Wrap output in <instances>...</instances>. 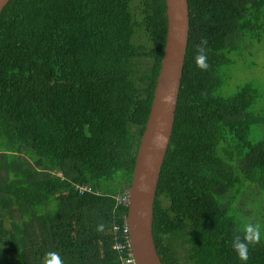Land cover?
I'll use <instances>...</instances> for the list:
<instances>
[{
    "label": "trees",
    "instance_id": "trees-1",
    "mask_svg": "<svg viewBox=\"0 0 264 264\" xmlns=\"http://www.w3.org/2000/svg\"><path fill=\"white\" fill-rule=\"evenodd\" d=\"M189 29L153 202L162 264H264V89L230 87L264 0H187ZM164 0H9L0 12V264H122ZM202 54L206 67H198ZM89 186L79 193L75 185ZM248 225L258 230L245 240ZM247 245L239 259L233 240ZM117 238V240H115ZM122 240V239H120Z\"/></svg>",
    "mask_w": 264,
    "mask_h": 264
},
{
    "label": "water",
    "instance_id": "water-1",
    "mask_svg": "<svg viewBox=\"0 0 264 264\" xmlns=\"http://www.w3.org/2000/svg\"><path fill=\"white\" fill-rule=\"evenodd\" d=\"M8 1L0 0V12ZM164 1L165 45L128 187L126 217L135 264H162L152 237L153 202L172 134L189 29L187 0Z\"/></svg>",
    "mask_w": 264,
    "mask_h": 264
},
{
    "label": "rangeland",
    "instance_id": "rangeland-1",
    "mask_svg": "<svg viewBox=\"0 0 264 264\" xmlns=\"http://www.w3.org/2000/svg\"><path fill=\"white\" fill-rule=\"evenodd\" d=\"M242 60L237 63L232 72H237L235 83L230 87L229 92L235 89V86L244 82H250L257 87L264 89V39L261 43L251 48L250 46L243 51ZM264 104V94H263Z\"/></svg>",
    "mask_w": 264,
    "mask_h": 264
},
{
    "label": "built area",
    "instance_id": "built-area-1",
    "mask_svg": "<svg viewBox=\"0 0 264 264\" xmlns=\"http://www.w3.org/2000/svg\"><path fill=\"white\" fill-rule=\"evenodd\" d=\"M74 187L79 193L91 191V188L89 186H81L76 184ZM118 201L125 204L126 206L128 205V189L124 192L121 197L118 198ZM116 229L120 233V238L119 241L117 240V238L115 239L117 241L114 243L113 247L121 251L124 255L121 260L122 264H135L132 249L129 243V228L127 225L126 215L123 217L122 226L116 227Z\"/></svg>",
    "mask_w": 264,
    "mask_h": 264
},
{
    "label": "clouds",
    "instance_id": "clouds-1",
    "mask_svg": "<svg viewBox=\"0 0 264 264\" xmlns=\"http://www.w3.org/2000/svg\"><path fill=\"white\" fill-rule=\"evenodd\" d=\"M196 64L198 67L201 68L206 67V65L204 64V56L202 54L196 57ZM245 230L249 234L245 236V240L251 242V241H255L258 238V230L254 229L251 225H248ZM232 247L237 252V255L240 260L242 261L247 260V245L246 243L240 240L239 236H237L233 240ZM50 255L52 257L50 264H60V259L58 254L50 253Z\"/></svg>",
    "mask_w": 264,
    "mask_h": 264
}]
</instances>
